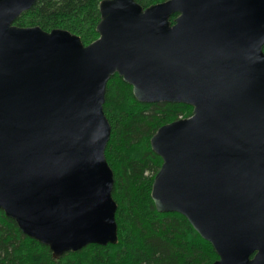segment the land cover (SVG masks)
I'll return each mask as SVG.
<instances>
[{
    "label": "water",
    "instance_id": "water-1",
    "mask_svg": "<svg viewBox=\"0 0 264 264\" xmlns=\"http://www.w3.org/2000/svg\"><path fill=\"white\" fill-rule=\"evenodd\" d=\"M38 0H0V210L55 259L119 243L107 85L185 104L151 139V197L214 247L264 264V0H103L99 38L15 25ZM178 15L174 24L171 17Z\"/></svg>",
    "mask_w": 264,
    "mask_h": 264
},
{
    "label": "trees",
    "instance_id": "trees-1",
    "mask_svg": "<svg viewBox=\"0 0 264 264\" xmlns=\"http://www.w3.org/2000/svg\"><path fill=\"white\" fill-rule=\"evenodd\" d=\"M103 0H38L15 25L62 29L87 46L99 38ZM144 8L169 0H136ZM178 15L171 17L174 24ZM104 112L112 133L106 149L114 172L113 198L118 204L119 243L89 245L55 259L49 247L22 233L0 210V264H213L218 255L189 221L178 213H159L152 186L163 160L152 150L151 139L164 125L189 118L185 104L138 102L133 88L118 75L107 85Z\"/></svg>",
    "mask_w": 264,
    "mask_h": 264
}]
</instances>
